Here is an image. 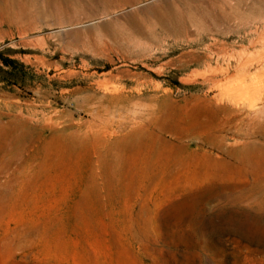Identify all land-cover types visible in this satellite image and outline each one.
<instances>
[{
    "label": "rangeland",
    "instance_id": "obj_1",
    "mask_svg": "<svg viewBox=\"0 0 264 264\" xmlns=\"http://www.w3.org/2000/svg\"><path fill=\"white\" fill-rule=\"evenodd\" d=\"M242 118L264 0H0V264H264V154L184 163Z\"/></svg>",
    "mask_w": 264,
    "mask_h": 264
},
{
    "label": "bare ground",
    "instance_id": "obj_2",
    "mask_svg": "<svg viewBox=\"0 0 264 264\" xmlns=\"http://www.w3.org/2000/svg\"><path fill=\"white\" fill-rule=\"evenodd\" d=\"M253 120L254 119L250 118H242L240 124L236 123L235 125L228 120H221L218 122L214 120L200 121L197 123L198 126L194 130L190 125L192 134L196 135L199 142L195 149L191 151L187 149L189 155H191L189 156L190 161L186 162L184 160V163L188 165L194 163L195 152L200 151L202 156L216 164L229 165L232 168L237 167L244 171L245 168L253 162L257 164L264 154V127H262L263 125L260 121ZM233 127L235 129L231 131ZM190 129L187 128L186 132ZM184 137H187V135ZM154 142L155 140L152 139L147 143L152 146V151H154ZM154 155L156 159L160 156L158 153H154Z\"/></svg>",
    "mask_w": 264,
    "mask_h": 264
},
{
    "label": "trees",
    "instance_id": "obj_3",
    "mask_svg": "<svg viewBox=\"0 0 264 264\" xmlns=\"http://www.w3.org/2000/svg\"><path fill=\"white\" fill-rule=\"evenodd\" d=\"M7 61V59H5ZM10 60V59H9ZM11 61V60H10Z\"/></svg>",
    "mask_w": 264,
    "mask_h": 264
}]
</instances>
